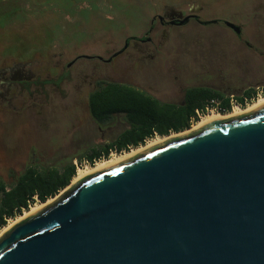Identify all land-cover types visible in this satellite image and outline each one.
I'll return each mask as SVG.
<instances>
[{
    "label": "water",
    "instance_id": "obj_1",
    "mask_svg": "<svg viewBox=\"0 0 264 264\" xmlns=\"http://www.w3.org/2000/svg\"><path fill=\"white\" fill-rule=\"evenodd\" d=\"M0 264H264V105L83 177L0 237Z\"/></svg>",
    "mask_w": 264,
    "mask_h": 264
},
{
    "label": "rangeland",
    "instance_id": "obj_2",
    "mask_svg": "<svg viewBox=\"0 0 264 264\" xmlns=\"http://www.w3.org/2000/svg\"><path fill=\"white\" fill-rule=\"evenodd\" d=\"M164 6L183 11L200 7V19L242 25L244 35L255 32L254 20L264 19V0H0V11L11 12L9 16L12 18L11 24L0 30V51L10 45L8 52H11L0 58V66L1 62L18 58L17 54L24 58L34 53L35 61L43 60L38 53L45 55L46 28L47 60L52 63L57 61L58 53H65L60 44L65 45L68 53L81 52L77 49L84 50L87 46L95 51L112 46L119 48L126 36L139 35L145 26H149L152 16L161 14ZM224 35L232 36V33L219 25L201 27L190 22L166 29L163 37L159 32L155 41L164 43L165 49L187 57L194 45L209 49L217 38ZM38 66L35 63L33 69ZM119 66L118 71L129 72L124 63ZM71 83L80 84L82 78ZM53 88L47 92V97L38 95L36 102L12 103L11 106L0 104V184L6 188L27 167L44 168L68 158L76 164L77 174L78 169L91 167L85 161L79 163L78 157L87 154L91 148L114 141L127 128L125 118L117 115L104 124L95 123L89 115L87 103H73V98L67 96L72 92L61 91L59 86ZM196 123L191 122L186 130ZM156 137L165 136L154 135L153 138ZM117 155L111 152L107 159ZM72 181L49 199L56 200L73 186ZM40 204L34 199L29 208ZM14 218L8 219L6 225Z\"/></svg>",
    "mask_w": 264,
    "mask_h": 264
},
{
    "label": "flooded vegetation",
    "instance_id": "obj_3",
    "mask_svg": "<svg viewBox=\"0 0 264 264\" xmlns=\"http://www.w3.org/2000/svg\"><path fill=\"white\" fill-rule=\"evenodd\" d=\"M177 10L181 11V17L176 15ZM200 10V7L183 11L164 6L161 14L152 16L149 26L139 35L126 36L119 48L112 46L95 51L87 46L84 50L77 49L81 52L68 53L65 45L60 44L65 53H58L54 63L47 60L46 28V56L38 53L43 60L35 61L34 53H29L24 58L17 54L18 58L1 62L0 104L36 102L38 95L47 97V92L58 86L61 91L72 92L67 96L73 98V103H87L88 111L90 98L109 84L127 86L160 103L183 104L187 98L193 103H244L264 93V19L254 20L255 32L244 35L242 25L229 22L236 31L227 26L228 21L200 19ZM185 17L187 19L183 20ZM190 22L201 27L219 25L232 36H220L209 49L194 45L187 57L155 41L159 32L163 37L166 29ZM9 47L2 48L0 58L11 53ZM35 63L39 66L33 69ZM120 63L127 65V74L118 71ZM79 78L82 83H71ZM210 95L215 97L209 98ZM89 115L92 118L90 111Z\"/></svg>",
    "mask_w": 264,
    "mask_h": 264
},
{
    "label": "trees",
    "instance_id": "obj_4",
    "mask_svg": "<svg viewBox=\"0 0 264 264\" xmlns=\"http://www.w3.org/2000/svg\"><path fill=\"white\" fill-rule=\"evenodd\" d=\"M10 13L0 11V28L11 24ZM204 104L193 103L188 98L183 104L160 103L127 86L109 84L90 98V114L99 124L106 123L116 115L123 116L127 128L114 141L91 148L77 160L92 166L95 161L107 159L111 152L120 154L131 147H138L154 135L166 136L171 132L184 131L192 121H198L196 112H203ZM220 107L224 111L230 109L229 103H220ZM75 174L76 166L72 158H68L44 168L27 167L8 188L0 184V230L8 219L26 211L34 199L45 203L56 196L70 184Z\"/></svg>",
    "mask_w": 264,
    "mask_h": 264
},
{
    "label": "bare ground",
    "instance_id": "obj_5",
    "mask_svg": "<svg viewBox=\"0 0 264 264\" xmlns=\"http://www.w3.org/2000/svg\"><path fill=\"white\" fill-rule=\"evenodd\" d=\"M262 105H264V96L257 98L256 100L252 101L251 103H249L244 108H236L233 111L226 113V114L212 113V114L204 115L197 121V123L190 130H186L184 132H181V133L175 134V135H171V136L153 138V139L149 140L145 145H140L138 147L132 148L129 151H127L123 154H119L113 158L98 161L91 167L78 169L77 174L73 178L72 185L77 183L80 179H82L85 176H89V175L94 174L96 172H99L103 169L115 166V165H117V164H119V163L133 157V156H136L142 152H145V151L151 149L152 147L161 145L162 143H164L170 139H173V138L188 134L190 132L196 131L210 121L225 120V119H229V118H232L235 116L246 114V113L251 112L254 109L262 106ZM54 201H55L54 199H51V200L49 199L47 202L41 203L40 205L31 206L28 210L24 211L18 217L12 219L7 225H5L0 230V236L3 235L6 231H8L10 228L14 227L16 224L27 219L28 217H30L31 215H33L34 213H36L37 211L41 210L42 208H44L45 206L49 205L50 203H52Z\"/></svg>",
    "mask_w": 264,
    "mask_h": 264
},
{
    "label": "built area",
    "instance_id": "obj_6",
    "mask_svg": "<svg viewBox=\"0 0 264 264\" xmlns=\"http://www.w3.org/2000/svg\"><path fill=\"white\" fill-rule=\"evenodd\" d=\"M261 96H264V93H259L254 99L245 100L243 104H239L236 102L229 103V106H230L229 111H233L236 108H243L244 106H247L249 103H251L252 101L256 100L257 98H259ZM229 111L222 110L220 107V103H218L217 101H210V102H207L204 104V111L203 112L197 111L196 114H197L198 119H200L204 115H208V114H212V113L225 114ZM192 122H194V121H192ZM74 165L76 166V164H74Z\"/></svg>",
    "mask_w": 264,
    "mask_h": 264
}]
</instances>
